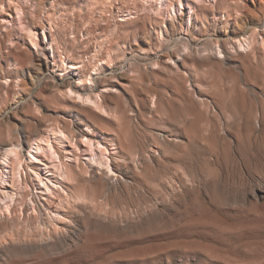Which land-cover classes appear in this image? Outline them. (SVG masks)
<instances>
[{
  "label": "rangeland",
  "instance_id": "rangeland-1",
  "mask_svg": "<svg viewBox=\"0 0 264 264\" xmlns=\"http://www.w3.org/2000/svg\"><path fill=\"white\" fill-rule=\"evenodd\" d=\"M163 1L0 0V148L22 152L18 179L0 149V264H264V0ZM50 129L61 164L41 153L38 176L23 142Z\"/></svg>",
  "mask_w": 264,
  "mask_h": 264
},
{
  "label": "bare ground",
  "instance_id": "bare-ground-1",
  "mask_svg": "<svg viewBox=\"0 0 264 264\" xmlns=\"http://www.w3.org/2000/svg\"><path fill=\"white\" fill-rule=\"evenodd\" d=\"M67 1V0H66ZM204 0H185V5H186V8L187 10H193V11H196V4H199V3H202ZM179 4L181 6L182 5V2H179ZM152 5V4H151ZM105 6V5H104ZM168 6V13H171V10H170V7H171V4H167L165 1L163 0H159V9L158 11H162L164 7ZM148 9V8H147ZM146 9V10H147ZM172 11L173 13L175 12V9L174 7L172 8ZM167 13V14H168ZM67 16V15H66ZM72 23V22H71ZM76 23V22H75ZM177 23V22H176ZM189 24H191V22L189 21ZM260 26V25H258ZM248 28V27H247ZM225 30L226 27L224 28ZM202 30V29H201ZM230 31V30H229ZM247 31V30H246ZM246 31L245 29L242 30V31H230L229 33H226L224 34V40L225 41H221L220 42V47H224V45H227V44H235L237 45L238 48L240 49H245L246 46H250L251 42H252V39H251V42H250V36L248 38H245V34H246ZM249 31V30H248ZM259 35V34H258ZM81 36V35H80ZM253 36V34H252ZM256 36V35H255ZM35 37V36H34ZM27 38V37H26ZM220 38V37H219ZM216 41V43H219V39ZM254 38V36L252 37ZM28 39V38H27ZM78 39V38H77ZM254 40V39H253ZM255 41V40H254ZM253 41V42H254ZM52 42H53V39H52ZM52 42L50 43V54L51 56L54 58V49H53V44ZM87 43V42H86ZM12 44V43H11ZM34 45L38 48L37 49V52L39 53L38 55L37 54H34L33 52H31L30 50H25V52L28 54V60L30 59V64L31 66L33 67V69L35 70V72H41L43 73V71H48L49 70V60L47 58V54L45 53V50L44 48H42V46H39L36 42L34 43ZM19 48V47H18ZM47 50V49H46ZM243 51V50H242ZM14 52V50H13ZM239 53L241 52V50L238 51ZM15 53V52H14ZM15 55V54H13ZM220 55L218 58L220 59L221 58V51H219V54ZM237 56V55H236ZM21 57V56H20ZM85 57V56H84ZM156 58V57H155ZM166 58L168 59H171V57L169 55H166ZM9 60V59H8ZM53 61V60H52ZM191 61V60H190ZM154 64H157L159 66V63L156 62ZM77 64H70L69 65V70L70 71H76L77 70ZM86 68V67H85ZM99 69L96 68L93 72V74H96V72L98 71ZM39 74V73H37ZM78 74V79H81V77H84V79L86 78L85 75H83V72H79L77 73ZM36 75V74H35ZM43 75V74H42ZM20 74L19 72H14L12 73V75L8 76L7 79L10 80L11 84L10 85H13L14 84V81L17 80L19 78ZM5 77H0V79H4ZM90 79V78H89ZM36 80V78H31L30 79V83H31V87L32 88H35V86H33V81ZM95 80V79H94ZM9 83V82H8ZM40 83V82H39ZM65 83V82H64ZM64 83L62 82H57V91L63 95H68V96H73V99L78 98L80 100H82V104L79 102V101H74L73 103V108L78 111V112H84V107L83 108V101L85 102H88L87 104L91 103L94 105V107L96 108H99L101 110H106L107 108L105 107L103 101H102V98L105 96L104 93H96L92 96V93H85V92H79L78 90H73L71 87H70V83L67 85H64ZM81 83V82H79ZM87 83V82H86ZM89 83V82H88ZM20 90L23 89V87L21 85H18ZM59 87H62L64 88L63 90ZM74 87V86H73ZM3 86L2 84L0 83V89H2ZM76 89H79L78 86L76 85L75 86ZM95 88V87H94ZM15 89V88H14ZM106 89H108V86L106 87ZM54 95V94H53ZM28 96V95H27ZM12 97V96H11ZM29 99V98H28ZM15 104V103H14ZM88 108V107H87ZM37 110V109H36ZM37 113V112H35ZM84 116V115H83ZM64 129V128H63ZM35 134V133H34ZM38 135V134H37ZM5 136V135H4ZM81 137L85 140V143L86 145L89 147L90 151L92 152V154H95L96 153V149H98L100 151V153L103 155V156H106V150L104 147H102L101 145L97 144V146H95V144L87 137H85V135L82 133ZM67 138V135L65 134V132L62 130V129H50L49 132H48V135L44 138H40L39 140H35L34 142H32L31 144L27 143V141L23 142L24 145H26V147L29 149L28 150V156H27V162H26V166L29 167L31 169V171L33 173H35L36 175H38V173H36L34 171V168L38 165V164H43L42 162V159L40 157L41 153H46V154H49L50 155V158H52V160L54 162H57L59 164H61L60 162V157H59V154L57 153V150H56V147H59V148H63V143L64 141L66 140ZM74 143V142H73ZM21 146V143L19 141H15V140H11L8 144H3L1 146V150L3 151V154H2V169H5L7 170L8 166L10 165V163H13L15 165L14 167V171L17 174L20 175V178L18 179H21V170L20 168H22L21 166V153L20 150H19V147ZM85 146V145H84ZM23 155V154H22ZM111 155V154H110ZM94 157V156H93ZM96 157V156H95ZM44 158V157H43ZM105 158V157H104ZM92 159V158H91ZM69 160V159H68ZM107 160L103 162V160H101V164H105L106 168L108 169L107 172L110 171L111 172V168L110 166L108 165L107 163ZM58 164V165H59ZM1 167V166H0ZM61 167V165L59 166ZM11 168V167H10ZM63 169V167H61ZM61 168L60 171L61 173L59 175L62 174L61 177L64 178V176L68 177V175H66V172L63 171ZM13 169V168H12ZM5 170H1L0 172V181L3 180V178L6 176V173H5ZM67 170V169H66ZM11 171V170H10ZM57 171V170H56ZM59 171V172H60ZM58 172V173H59ZM68 173V172H67ZM15 175V176H16ZM19 175L17 177H19ZM64 175V176H63ZM4 176V177H3ZM8 176V175H7ZM6 176V177H7ZM39 176V175H38ZM17 179V180H18ZM63 180V179H62ZM40 182V180H39ZM48 182V181H47ZM44 186H45V190H47L48 192H51V189L50 187L48 186V184L46 183H42ZM59 187V186H58ZM63 190V189H62ZM16 191V190H15ZM11 193V192H10ZM46 193V192H45ZM63 193V192H62ZM47 194V193H46ZM51 194V193H50ZM7 195V194H6ZM14 195V194H13ZM45 195V194H44ZM5 196V195H4ZM7 197V196H6ZM10 198V197H9ZM14 198V197H13ZM11 198V199H13ZM16 198V197H15ZM14 198V199H15ZM31 201V200H30ZM11 203V202H10ZM38 208V207H37ZM33 210V209H32ZM47 212V211H46ZM6 214V213H5ZM41 214V213H40ZM21 223V222H20ZM37 225V224H36ZM35 228V227H34ZM22 234V233H21Z\"/></svg>",
  "mask_w": 264,
  "mask_h": 264
}]
</instances>
